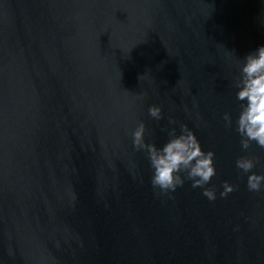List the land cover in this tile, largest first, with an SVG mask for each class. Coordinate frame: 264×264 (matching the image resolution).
<instances>
[{"label":"water","instance_id":"95a60500","mask_svg":"<svg viewBox=\"0 0 264 264\" xmlns=\"http://www.w3.org/2000/svg\"><path fill=\"white\" fill-rule=\"evenodd\" d=\"M260 45L264 0H0V264H264V190L235 167L264 175V149L222 120ZM169 120L215 153V201L151 188L130 133L159 147Z\"/></svg>","mask_w":264,"mask_h":264},{"label":"clouds","instance_id":"9594fccd","mask_svg":"<svg viewBox=\"0 0 264 264\" xmlns=\"http://www.w3.org/2000/svg\"><path fill=\"white\" fill-rule=\"evenodd\" d=\"M232 86L239 112L235 120L230 113H224V127L233 129L235 125L234 131L240 138L239 145L243 152H247L252 144L264 149V45L243 58ZM148 114L156 121L163 118L157 106L149 107ZM168 125L172 127L160 128L161 132L167 134V140L159 147L146 142V128L142 122L130 133L133 150L143 153L148 162L151 188L158 195L172 198L170 194L184 187L187 181L192 189H203L201 194L208 201H215V190L205 187L217 175L215 153L204 150L196 134L186 125H177L173 120H169ZM258 162L248 155L235 160L236 169L247 177L246 188L249 192L264 190V175L253 172ZM222 188L220 198H226L235 191L227 181Z\"/></svg>","mask_w":264,"mask_h":264}]
</instances>
